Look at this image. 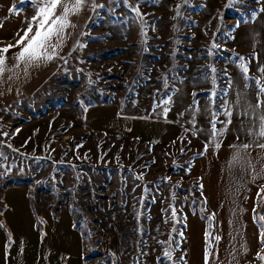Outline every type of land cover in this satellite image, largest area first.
Returning a JSON list of instances; mask_svg holds the SVG:
<instances>
[{
    "label": "rangeland",
    "instance_id": "obj_1",
    "mask_svg": "<svg viewBox=\"0 0 264 264\" xmlns=\"http://www.w3.org/2000/svg\"><path fill=\"white\" fill-rule=\"evenodd\" d=\"M39 3L15 0L23 32ZM262 58L264 0L94 5L55 74L32 97L0 112L6 249L14 235L5 220L4 193L20 187L37 231L43 213H69L82 238L83 264H181V258L184 264L185 220L191 214L211 220L202 184L189 169L203 138L213 135V123L216 133L224 130L225 100L237 74L260 100V84L250 72L264 68ZM102 104L181 134L160 142L90 131L85 111ZM257 204L260 217L264 192Z\"/></svg>",
    "mask_w": 264,
    "mask_h": 264
},
{
    "label": "crops",
    "instance_id": "obj_2",
    "mask_svg": "<svg viewBox=\"0 0 264 264\" xmlns=\"http://www.w3.org/2000/svg\"><path fill=\"white\" fill-rule=\"evenodd\" d=\"M106 1L85 0L79 11L70 14V24L51 60L41 59L26 66L15 58L21 48H10L5 71L0 75V112L29 99L43 87L72 53L93 6ZM13 6L15 0H0V49L16 45L24 35V15L16 7L15 13L10 11ZM52 43L56 44L57 39ZM48 51L52 54L51 48ZM261 69L264 68L250 72L261 82L260 87L264 86ZM234 79L235 86L229 89L225 100L224 130L203 138L202 152L189 169L190 176L202 184L211 222L208 229L199 214H191L185 220L184 264H254L261 250L256 213L258 192L264 186V149L259 147L264 144V137L259 135L264 104L257 103L264 101V94L257 100L256 88L246 85L238 74ZM154 123L122 116L115 104L95 105L85 111V126L90 131L160 142L175 140L181 134L168 124ZM244 144L249 147L245 149ZM4 194L5 220L14 239L6 249L0 231V264H83L82 238L73 228L68 212L53 218L43 213V229L39 232L23 188H10Z\"/></svg>",
    "mask_w": 264,
    "mask_h": 264
},
{
    "label": "snow or ice",
    "instance_id": "obj_3",
    "mask_svg": "<svg viewBox=\"0 0 264 264\" xmlns=\"http://www.w3.org/2000/svg\"><path fill=\"white\" fill-rule=\"evenodd\" d=\"M84 3L85 0H71V2H69V0H40L39 5L37 6V14L32 18L31 21H28V27L26 30H24V35L17 40L16 45L9 44L3 49H0V75H2L5 71L6 54L9 52L10 48L13 47L21 48L15 58L21 63H24L26 66L41 59L51 60L53 58V54L55 53V48L59 46V41L63 39L65 29L70 24V14L79 11L81 5ZM57 9H60L59 14H57ZM10 11L15 13V6H13ZM34 26L36 29L35 31H33ZM54 38L57 39L56 44L52 43ZM213 47H215V45H213ZM49 48L52 49V54H49ZM213 71H215V69H213ZM242 71L247 74L248 68L242 65ZM261 72H264V69H261ZM256 83L260 84L261 82L256 81ZM259 91L261 94H264V86L260 87ZM262 104H264V101H258L257 106ZM260 121L259 135L264 137V115L260 116ZM212 127L213 135H215V123H213ZM218 146L219 145H217V147ZM243 147L247 149L249 145L244 144ZM259 147L264 149V144H259ZM205 150H207V146ZM257 175L261 174L257 173ZM260 192H264V186H261ZM260 192H258V196L260 195ZM173 217H175V210H173ZM259 220L264 221V215H261ZM261 227L264 228V224H261ZM260 235L261 243L264 244V232H261ZM216 239L218 240L219 237ZM164 255L168 259H171L170 251H165ZM207 256L208 253H206V257ZM257 258L261 261H264V256H258Z\"/></svg>",
    "mask_w": 264,
    "mask_h": 264
},
{
    "label": "trees",
    "instance_id": "obj_4",
    "mask_svg": "<svg viewBox=\"0 0 264 264\" xmlns=\"http://www.w3.org/2000/svg\"><path fill=\"white\" fill-rule=\"evenodd\" d=\"M202 217H203V219H205V221L209 220L205 216H202ZM256 219H257V224H259V226H260V234H261V232H264V230H263L264 228L261 227V224H263V223L259 220V213H256ZM207 222L209 223L208 226H209V229H210V220L207 221ZM260 242H261V235H260ZM262 249H264V244L261 243V250H260L258 256H264V250H262ZM256 263L257 264H264V261H261V260H259L257 258Z\"/></svg>",
    "mask_w": 264,
    "mask_h": 264
}]
</instances>
